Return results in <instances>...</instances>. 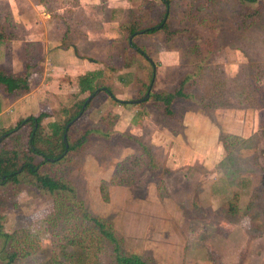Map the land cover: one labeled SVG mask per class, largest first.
I'll return each mask as SVG.
<instances>
[{
  "label": "rangeland",
  "instance_id": "rangeland-1",
  "mask_svg": "<svg viewBox=\"0 0 264 264\" xmlns=\"http://www.w3.org/2000/svg\"><path fill=\"white\" fill-rule=\"evenodd\" d=\"M169 2L167 31L137 32L135 38L154 66L151 90H174L181 62L190 71L201 63L191 91L205 109L183 111L176 123L151 98L123 105L99 91L70 125V142L85 130L107 128V117L115 115L121 130L139 137L89 133L63 164L45 169L70 182L83 206L112 224L123 251L149 264H264V2ZM164 9L159 0H0V33L4 25L7 36L0 41V69L18 72L27 63L41 69L45 48L63 37L107 67L116 98L140 99L145 66L152 64L125 49L119 26L157 25ZM192 39L197 45L189 53ZM130 57H136L133 67L124 62ZM0 96L12 99L1 88ZM3 130L0 145L14 142ZM129 156L139 160L129 164ZM53 207L49 194L26 183L0 187L3 229L18 233L14 264H41L56 251ZM100 259L112 264L108 251Z\"/></svg>",
  "mask_w": 264,
  "mask_h": 264
},
{
  "label": "trees",
  "instance_id": "trees-1",
  "mask_svg": "<svg viewBox=\"0 0 264 264\" xmlns=\"http://www.w3.org/2000/svg\"><path fill=\"white\" fill-rule=\"evenodd\" d=\"M165 5L163 16L157 25L148 27H134L127 22L120 24L119 30L126 37L125 49H131L144 57L146 54L143 46L138 45L135 38L137 32L145 31L147 34L156 32L159 29L167 31V8L169 0H159ZM241 5H254L264 2V0H238ZM6 27L1 25L0 41L7 36ZM128 34V35H127ZM133 34L132 40L129 35ZM188 52L195 51L197 41H188ZM180 48L179 45H174ZM124 50V49H123ZM179 50V49H178ZM125 52V50H124ZM180 57V55H179ZM136 57H130L124 61L127 66L133 67ZM146 59V58H145ZM147 60V59H146ZM141 67L142 63L139 64ZM111 70L114 67L109 66ZM39 66L32 67L26 64L19 72L6 71L0 69V88L4 96L21 95L29 91L28 78L39 75L42 71ZM201 63L196 64L190 71L185 68L181 62L177 75V86L174 90L167 92L153 91L150 89L149 97L162 110L164 117L170 118L176 123L180 121L183 111H197L206 107L202 100L196 99L195 94L191 91L197 83L201 74ZM147 84L144 88L145 93L148 91V84L153 76L152 66L147 63L145 66ZM112 73H109L106 66L100 69L87 71L77 77L78 91L72 97L76 99L62 106L57 112V118L52 122L44 123L48 113L40 112L37 116H28L20 118L16 124L10 128L4 129L2 134L13 136L14 142L7 140L0 145V187L19 185L26 183L32 188L49 194L53 198L55 209V220L59 240L56 251L46 258L41 264H101L100 254L108 251L112 264H149L140 254L125 252L122 249L121 241L116 234L112 224L104 218L90 213L82 202L76 198L73 185L64 180L59 175H54L45 169V166L63 164L66 161L68 152L76 150L86 141L89 133H99L105 138L111 136H120L126 139L136 140V135L129 131L119 132L114 130L118 115L108 116V127L105 129L85 130L83 135L75 142H70L69 127L67 124L74 120L81 111L87 97L81 98L83 93L93 94L97 89L103 91L116 102L123 105H131L129 101L117 99L113 93L108 81ZM2 97L0 96V110L2 107ZM94 98V97H93ZM91 100L86 103L88 107ZM62 115L60 121L59 116ZM46 124V127H44ZM172 132L177 133L170 129ZM22 132L26 133V139L23 140ZM66 132V141L63 136ZM139 137V136H138ZM137 137V138H138ZM233 137L228 135L227 138ZM239 139L238 137H233ZM225 141V140H224ZM67 145V148H66ZM146 150V145L140 143ZM148 155V164H153L152 156ZM139 157L129 156L124 159L125 162L134 165L133 161H138ZM154 168V165H150ZM101 189L104 190V187ZM214 190V189H213ZM215 192H217L215 190ZM105 196V193H104ZM106 198V196H105ZM229 210H236L235 200H230ZM0 215V261L1 264H14V258L17 256V249L14 246L18 239V233H8L3 229ZM61 226V227H60Z\"/></svg>",
  "mask_w": 264,
  "mask_h": 264
},
{
  "label": "crops",
  "instance_id": "crops-1",
  "mask_svg": "<svg viewBox=\"0 0 264 264\" xmlns=\"http://www.w3.org/2000/svg\"><path fill=\"white\" fill-rule=\"evenodd\" d=\"M90 39L93 38L87 37L89 42L92 41ZM59 40L61 41L57 45L45 48L41 73L28 78L29 91L21 95H12V99L7 102L9 97L2 99L0 131L10 125H15L20 118L37 116L40 112L49 114L46 118H51V120L46 122L54 121L56 119L54 115L57 116L58 110L71 101V94L78 91L77 77L87 71L103 67L95 55L78 53L75 44L63 43L65 42L63 37ZM119 118L114 130L129 131L127 128L124 130L119 128ZM205 264H212V262H205Z\"/></svg>",
  "mask_w": 264,
  "mask_h": 264
},
{
  "label": "water",
  "instance_id": "water-1",
  "mask_svg": "<svg viewBox=\"0 0 264 264\" xmlns=\"http://www.w3.org/2000/svg\"><path fill=\"white\" fill-rule=\"evenodd\" d=\"M142 32H144V31H139L138 33H142ZM132 37H133V34L132 35H130L129 36V40H131L132 39ZM145 57L146 58H148V56L147 55H145ZM148 60H149V62L152 64V66H153V63H152V61L148 58ZM154 80V66H153V76H152V79H151V83H150V86H149V88H148V91L146 92V94H145V96L144 97H142V98H140V99H136V100H121V101H129V102H131V103H140L143 99H145V98H148L149 97V91H150V89H151V85H152V81ZM100 90L99 89H97L93 94H89L88 95V97L86 98V100H85V103L83 104V107H82V109H84L85 108V106H86V103H88L90 100H91V98H93V96L97 93V92H99ZM81 113H82V111L81 112H79V114L77 115V117L74 119V120H72L71 122H69L68 124H67V128L81 115ZM63 140L64 141H66V132H65V134H64V136H63ZM66 148H67V145H66Z\"/></svg>",
  "mask_w": 264,
  "mask_h": 264
}]
</instances>
